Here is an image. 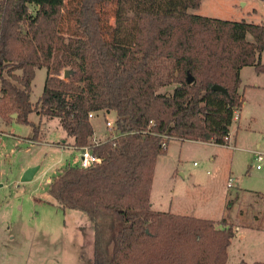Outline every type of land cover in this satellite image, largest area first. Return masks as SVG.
<instances>
[{"label": "trees", "instance_id": "obj_1", "mask_svg": "<svg viewBox=\"0 0 264 264\" xmlns=\"http://www.w3.org/2000/svg\"><path fill=\"white\" fill-rule=\"evenodd\" d=\"M200 3L0 0V116L15 113L34 137L30 113L56 117L74 147L88 145L100 158L86 168L66 165L47 189L62 208L88 216L92 264H226L234 225L225 217L150 203L155 164L169 142L221 144L243 103L240 70L264 72V24L189 12ZM42 67L43 89L32 103ZM168 86L170 93L158 91ZM99 111L114 112L117 134L93 144L88 114Z\"/></svg>", "mask_w": 264, "mask_h": 264}, {"label": "rangeland", "instance_id": "obj_2", "mask_svg": "<svg viewBox=\"0 0 264 264\" xmlns=\"http://www.w3.org/2000/svg\"><path fill=\"white\" fill-rule=\"evenodd\" d=\"M232 2L201 0L199 10L191 11L207 17L264 24V0H246L244 6L234 1L236 7L231 6ZM247 38L252 37L247 34ZM45 76V67L36 69L31 83L32 103L41 95ZM256 81L264 84V75L257 74L251 66L245 67L239 86L243 105L237 109L238 120L230 126V146L191 140L169 142L154 168V208L158 201L164 207L163 200L174 196L175 203L190 209L207 204L208 217L214 220L225 212L224 217L234 227L264 230V195L247 193L248 189L264 193V158L260 162L253 159L256 144H260L259 149L264 148V87L253 86ZM162 88L158 91L170 93L173 87ZM13 114L7 121L0 116V264H92L88 236L93 231L88 216L62 208L47 191L48 183L60 170L77 163L78 151L72 138L56 117L40 116L38 111L30 113L28 119L38 124L34 137L32 126L17 121ZM114 117V112L94 113L90 119L94 129L91 143L108 136L105 118ZM256 164L260 169L255 168ZM33 166L39 167L33 179L21 182L23 172ZM228 176L235 179L232 188L227 187ZM199 214L205 213L194 210L192 215ZM241 236L245 247L237 250L235 240L226 264H239L240 259L251 264L254 247L264 248V235L251 231L250 235ZM242 254L243 258H239Z\"/></svg>", "mask_w": 264, "mask_h": 264}, {"label": "crops", "instance_id": "obj_3", "mask_svg": "<svg viewBox=\"0 0 264 264\" xmlns=\"http://www.w3.org/2000/svg\"><path fill=\"white\" fill-rule=\"evenodd\" d=\"M231 1H233L232 3H231V6H233V7H236L237 6V4H239V5H241V6H244V5H246V0H231ZM234 1H237L238 3L236 4ZM200 5H201V3H200ZM199 8H200V6L197 8V9H190L189 10V12H191V13H194L193 11H196V10H199ZM191 10H193V11H191ZM252 11L254 12L255 10H253L252 9ZM248 13H250V11L248 12ZM217 18H220V17H217ZM220 19H222V18H220ZM228 20V19H227ZM262 53H264V50L262 51ZM262 53H261V56H260V58H261V62L262 63H264V59H262L263 57H262ZM245 67H247V66H245ZM245 67H243L241 70H240V79H241V81H242V78H243V69L245 68ZM252 67V66H251ZM257 74H259L260 76H262V75H264V72H257ZM262 81H256L254 84H253V86H257V87H264V84L263 83H261ZM238 92L240 93V91H239V88H238ZM241 94V93H240ZM243 105V104H242ZM241 108H242V106H241ZM240 108V109H241ZM240 116V115H239ZM91 122V121H90ZM230 132V135H231V131H229ZM233 150L236 148V139H235V137L233 136ZM211 143V142H210ZM258 146H260V144H256V147H258ZM254 151V150H253ZM252 165V163L250 164V166ZM175 173V172H174ZM174 173H172V176H174ZM181 175H183L182 173H180ZM236 185V184H235ZM247 193H249V195H257V194H259V195H264V193H261V192H259V191H256V190H254V189H251V190H247ZM173 198H174V196H172L171 198H169V200L167 201L166 199H164L163 200V202H165V206L164 207H160L161 205H162V202L161 201H158L157 202V208H154V201H152V197H151V192H150V203H151V208L152 209H154V210H158V211H169V212H171V213H174V214H179V215H189V216H195V215H192V214H194V210H196V211H200V212H204L205 214H199L198 216H199V218H207V219H212V218H210V217H208V214H207V212H210V209L208 208V206L206 207V205L207 204H205L203 207H196L195 206V208L196 209H194V206L190 209V208H186L185 206H180L178 203H175L174 202V200H173ZM224 215H225V212H223L222 214H221V217H219V219H212V220H214V221H219V220H221V218H224ZM198 216H195V217H198ZM227 222H229V221H227ZM230 223V222H229ZM234 225V224H233ZM235 226H237V227H233V230H234V236L232 237V239H231V241H230V244H229V246H228V248H227V255H228V257H227V260L229 259V255H230V249L232 248V246L233 245H236L237 244V247H238V249L237 250H239V248H243V247H245V244L246 243H244L245 242V239H243V237L241 236V238H239V235H250V233H251V231H253L254 233H256V235H258V234H261V235H264V230L263 229H251V228H242V227H240V226H238V225H235ZM235 240H237V243L236 244H234L235 242ZM241 241V242H240ZM90 242V250H91V260H93V235L91 236H88V243ZM254 255H255V257H253L254 259H253V261H252V263L251 264H253L255 261H264V248L262 249L261 247H259V246H256V247H254ZM240 257L239 258H243V254L242 255H239ZM227 262V261H226ZM240 262H244V264H247V262L244 260V259H240ZM240 262H239V264H240Z\"/></svg>", "mask_w": 264, "mask_h": 264}, {"label": "built area", "instance_id": "obj_4", "mask_svg": "<svg viewBox=\"0 0 264 264\" xmlns=\"http://www.w3.org/2000/svg\"><path fill=\"white\" fill-rule=\"evenodd\" d=\"M105 114H108V113H105ZM93 116H94V112H90L88 114L89 119H91ZM238 118H239V113L237 110H235L233 117H232V122L235 120H238ZM105 126H106V129L108 131V136H106V137H111V138L116 137L117 131L115 129V117L112 120L105 118ZM98 142H93V144L98 143ZM214 144H216V143H214ZM230 144H231V135L229 132L226 136H224L223 141L220 145L230 146ZM259 147L260 146H258L257 149L255 151H253V159L257 162L262 161L264 158V148L261 150V149H259ZM74 149H76L78 151V160H77V163L75 164L78 167L86 168V167H89V166H91L97 162H100V158L93 153V151L91 150V148L88 145L78 147V148L74 147ZM252 165H253V163H252ZM255 168L260 169V165L256 164ZM235 184L236 183H235L234 177L228 176L227 187L232 188L235 186Z\"/></svg>", "mask_w": 264, "mask_h": 264}, {"label": "water", "instance_id": "obj_5", "mask_svg": "<svg viewBox=\"0 0 264 264\" xmlns=\"http://www.w3.org/2000/svg\"><path fill=\"white\" fill-rule=\"evenodd\" d=\"M70 73H71V70H69V69L63 70V78H67ZM192 81H193V78L188 74V76H187V83H191ZM211 89L212 90H215V91H220V92L226 93V89L223 88L220 85H217V84H214L211 87ZM13 115H15V114H13ZM38 168H39L38 166H33V167L27 168L23 172V174H22V176L20 178L21 182H27V181L32 180L33 177H34V175L38 171Z\"/></svg>", "mask_w": 264, "mask_h": 264}]
</instances>
